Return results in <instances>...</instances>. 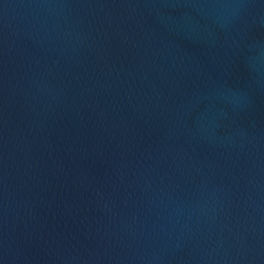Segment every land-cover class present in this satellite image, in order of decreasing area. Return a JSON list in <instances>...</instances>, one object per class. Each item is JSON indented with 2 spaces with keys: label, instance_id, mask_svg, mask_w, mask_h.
I'll list each match as a JSON object with an SVG mask.
<instances>
[{
  "label": "water",
  "instance_id": "95a60500",
  "mask_svg": "<svg viewBox=\"0 0 264 264\" xmlns=\"http://www.w3.org/2000/svg\"><path fill=\"white\" fill-rule=\"evenodd\" d=\"M0 264H264V0H0Z\"/></svg>",
  "mask_w": 264,
  "mask_h": 264
}]
</instances>
